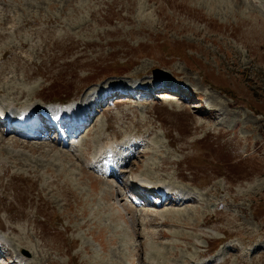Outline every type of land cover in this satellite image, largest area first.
Returning <instances> with one entry per match:
<instances>
[{
	"label": "rangeland",
	"instance_id": "rangeland-1",
	"mask_svg": "<svg viewBox=\"0 0 264 264\" xmlns=\"http://www.w3.org/2000/svg\"><path fill=\"white\" fill-rule=\"evenodd\" d=\"M263 24L264 0H0L3 101H83L122 79L191 93L113 97L73 140L83 161L98 138L141 136L130 171L189 195L163 204L176 216L148 215L54 142L0 135V205L17 225L0 262L21 239L31 264H188L207 249L198 264H264Z\"/></svg>",
	"mask_w": 264,
	"mask_h": 264
},
{
	"label": "bare ground",
	"instance_id": "bare-ground-1",
	"mask_svg": "<svg viewBox=\"0 0 264 264\" xmlns=\"http://www.w3.org/2000/svg\"><path fill=\"white\" fill-rule=\"evenodd\" d=\"M7 7V6H6ZM7 12V11H6ZM260 21H262V20H260ZM263 22V21H262ZM260 23V22H259ZM260 25V24H259ZM264 25V24H263ZM263 28V27H262ZM113 84H116V83H113ZM141 84V85H140ZM139 84V89H140V91L142 92V94L145 96V95H147V90H146V85L145 84H143V83H140ZM169 83H153V84H151L152 86H154L156 89H158V90H163L165 93H168V94H171V92H173L171 95H173V96H176V98L177 99H182V100H184V101H189L190 99H188V98H190L189 96H191V95H189L188 96V98H185V97H183V96H181V94L179 93V92H176L175 91V89H174V87H172L171 85H168ZM110 89H109V91H107L106 93H105V95L99 100V101H101V102H103V103H101V105L100 106H91V105H87L83 110H81L82 111V113H81V116H80V118H82L81 119V124L82 123H84V125L83 126H81V128H79L78 130H77V132H76V135H75V138H77L78 136H81V134L82 133H84L85 132V130H86V128H88L87 126H89L91 123L93 124V119L95 118V116H96V113H101V110H104V109H106L105 108V106H106V104H104L105 103V101H106V99L107 98H109V97H113V96H117V97H119L118 96V94H120V93H124L123 91H119V88H117V87H113V86H111V87H109ZM189 91V90H188ZM0 95H1V93H0ZM194 95V94H193ZM122 97H123V99L125 100V97H124V95H121ZM18 98H19V96H18ZM22 98V97H21ZM21 98H20V100H21ZM90 97L89 96H87L86 98H85V100L83 99V101L82 100H78L77 102H79L80 103V105L81 104H85L86 102H87V100L89 99ZM118 99V98H117ZM33 100V99H32ZM32 100H30V101H27V100H25V101H23V102H21V101H17V100H15V101H3L1 98H0V112H2V114H3V117H1L2 118V120H7V119H10V120H12V121H15L16 120V123H18V122H21V123H24V122H29V123H31L32 124V126H33V130H35L36 132H38L39 134L42 132V131H48V135H50V134H52L51 133V131L53 130L52 129V126H51V124H50V122L45 118V116H43V114H41V112L39 111V110H35L34 109V105H36L37 103H34ZM17 101V102H16ZM174 102H176V101H174ZM43 104V103H42ZM134 106V105H133ZM176 106H178V105H176ZM112 107V106H111ZM80 111V112H81ZM106 111V110H105ZM15 118V119H14ZM6 122H8V121H6ZM108 125V124H107ZM94 126V125H93ZM96 126H97V124H96ZM78 126H76V127H74V128H77ZM107 127V129H108V126H106ZM73 127H70V131H71V129H74ZM90 128V127H89ZM88 130V129H87ZM106 130V129H105ZM96 131V130H95ZM54 132V131H53ZM0 135H10V136H13V137H16L19 141H24V142H27V143H36L34 140H32L33 138H35L36 136H38L39 134H37L35 137H27L26 136V134H25V131L24 130H21L20 128H15L14 127V125L12 124V122H10V124H9V126L7 127V128H5L3 125H2V123L0 122ZM103 133V132H102ZM90 134V133H89ZM4 137V136H3ZM13 137H11V138H13ZM4 138H6V137H4ZM4 138H2V137H0V145H1V143L4 141ZM55 138V137H54ZM90 138V137H89ZM102 138H104V137H102ZM106 138V137H105ZM15 139V138H14ZM56 139V138H55ZM101 139V138H100ZM11 140V139H10ZM13 140V139H12ZM58 140H59V138H58ZM93 140V139H92ZM88 141V140H87ZM98 141H99V138H98ZM97 141V142H98ZM142 141H143V139H139V140H137L136 142H134L132 145H131V147H132V151H131V157H132V159L130 160V164L132 165L133 164V162H134V160L135 159H138L139 157H142L143 155H144V151H142V152H138V151H136V148H134V146L135 145H137V144H139V145H141L142 144ZM7 142V141H6ZM79 142V141H78ZM81 142H83V140L81 141ZM93 142H94V140H93ZM15 143V142H14ZM13 143V144H14ZM19 143V142H18ZM21 143H23V142H21ZM20 143V144H21ZM37 143L38 144H40V143H52L51 142V140H49V141H46V142H42V141H37ZM59 143H61V141L59 142L58 141V144ZM80 143V142H79ZM78 143V144H79ZM3 144H4V142H3ZM7 144H9V143H7ZM26 144V143H25ZM52 144H55V145H57L56 143H52ZM51 144V145H52ZM88 144V143H87ZM98 145L96 146V150L97 149H99L100 150V147H101V142H98L97 143ZM15 145V144H14ZM120 145V147H121V145H122V148H123V150H125L126 148L123 146L124 144H119ZM42 146V145H41ZM69 146H70V143H67L66 144V147L65 146H63L64 148H65V150H69L70 152H73V153H71L73 156H76V158H79L76 154H79V153H76L75 154V152H74V146L73 147H71V148H69ZM31 147V146H30ZM30 147H29V149H30ZM79 147V146H78ZM26 148V147H25ZM51 148V147H50ZM53 149H55V147H53ZM0 151H1V149H0ZM30 151V150H29ZM51 151V150H50ZM78 151V150H77ZM86 151H87V149H86ZM2 153V152H1ZM64 154H66V152H63ZM12 154V153H11ZM11 156H13L14 157V154L13 155H11ZM11 156H9V157H11ZM15 156H16V154H15ZM81 156V155H80ZM85 156V155H84ZM86 158V157H85ZM12 159V158H11ZM80 159V161H81V158H79ZM6 160V159H5ZM5 160H4V158H2L1 160H0V167L1 166H4L5 167V169H7L8 168V166L9 165H7L6 164V162H5ZM15 159H13V161H14ZM21 162V161H20ZM12 163V162H11ZM14 163V162H13ZM16 163V162H15ZM22 164H23V162H22ZM11 165V164H10ZM26 165V164H25ZM24 166V165H23ZM127 167V168H126ZM3 168V167H2ZM1 168V169H2ZM33 169V168H32ZM8 170V169H7ZM83 170L84 171H87V169L86 168H83ZM6 172V171H5ZM88 172V171H87ZM132 172H134V171H132ZM129 173H131V171H130V167H128V166H123L122 168H121V170L119 171V179H120V183L121 184H126L125 186L126 187H128V188H130V189H132V190H134L135 192L136 191H139V190H136L137 188H136V186L134 185V184H136V185H140V182H145L146 181V179H143V178H140V179H138V174H136V176H135V180H132V181H128V182H126L125 181V178H124V176H126L127 174H129ZM139 173H140V171H139ZM2 174V173H1ZM19 175H21V173H15V174H11L10 175V178L11 179H14V178H17ZM109 176V175H108ZM147 178V177H146ZM100 180H102V179H100ZM150 180V179H149ZM153 181V180H152ZM155 181V180H154ZM148 182V181H147ZM49 183V182H48ZM145 184H148V183H146L145 182ZM152 188V187H151ZM116 190V189H115ZM109 191V190H108ZM113 191V190H112ZM154 191V190H153ZM141 192V191H140ZM104 193L106 194V191H104ZM110 193H113V194H115V195H119V196H121V194L118 192V191H114V192H111L110 191ZM137 193V192H136ZM123 194V193H122ZM138 194H141V193H138ZM192 196V195H191ZM3 197V194H1L0 195V202L2 201V198ZM191 199H190V196L188 195H186L185 193H184V195L182 196V197H179V196H177V194L175 193V192H170V197H168V198H165V199H163V201L161 202V204H152V203H149L150 204V206L152 207H154V209H152V211H147L146 213L149 215H152V214H155L156 213V215H161L162 217H164V216H166L165 214H169V215H174V216H176V213H179V212H174V213H170L168 210L166 211V209H164L163 208V204L165 203V202H167V204H174V205H178V203L179 202H183V203H186V202H189ZM122 202V201H121ZM121 204V203H120ZM1 207H2V209H4V211H6V213H7V216L6 217H1L0 218V231H4V230H8V229H10V230H13V231H16V227H17V225L15 224V221H14V218H13V216L11 215V213L8 211V209H7V207H6V205H0ZM1 207H0V209H1ZM132 207H134V206H132ZM135 208V207H134ZM134 208H132V209H134ZM144 210V209H143ZM141 211V210H140ZM153 212V213H152ZM138 215V214H137ZM8 233H9V231H8ZM6 234V233H5ZM1 235H3V237H5V235H4V233L3 234H1ZM6 236H7V234H6ZM2 237V236H1ZM3 239H5V238H3ZM12 241V240H11ZM24 241L23 240H19V248H18V250H19V253H17L18 254V259L20 260V261H24L25 260V258H27L26 256L27 255H23V253L21 254V251H22V249H23V247H21L20 245L23 243ZM10 243H12V242H10ZM11 245V244H10ZM6 245H4V243L3 242H1L0 241V248H6L5 247ZM17 247V246H16ZM12 248H14V247H12ZM7 249V248H6ZM24 249H26V248H24ZM17 250V251H18ZM27 250V249H26ZM210 249H207L206 251H203V253H201V254H199L198 255V257L196 258H194V259H192V260H190L189 262H188V264H198V262H199V260L201 259V256H203L206 252H208ZM237 249H232L231 251H236ZM28 252H29V250H27ZM26 251V252H27ZM236 253V252H235ZM260 254H261V252H260ZM231 256L232 255H227V256H225V257H223L221 260H216L215 258L213 259V260H210V261H203V262H201L200 264H220V263H218V262H222V261H224V259H226V258H228V261H230V259H231ZM261 256V255H260ZM17 259V260H18ZM227 261V262H228ZM243 261V260H242ZM173 262V261H172ZM243 262H245V261H243ZM174 263V262H173ZM223 263V262H222ZM26 264H31V262H30V260H29V262L28 263H26ZM147 264V263H146Z\"/></svg>",
	"mask_w": 264,
	"mask_h": 264
}]
</instances>
